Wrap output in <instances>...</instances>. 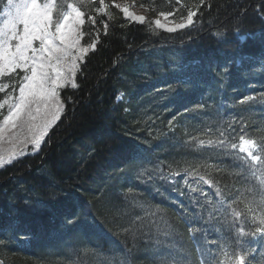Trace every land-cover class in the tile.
I'll return each mask as SVG.
<instances>
[{
	"label": "trees",
	"instance_id": "obj_1",
	"mask_svg": "<svg viewBox=\"0 0 264 264\" xmlns=\"http://www.w3.org/2000/svg\"><path fill=\"white\" fill-rule=\"evenodd\" d=\"M54 2L87 52L38 152L0 167L2 264H264V0H144L142 23Z\"/></svg>",
	"mask_w": 264,
	"mask_h": 264
},
{
	"label": "rangeland",
	"instance_id": "obj_2",
	"mask_svg": "<svg viewBox=\"0 0 264 264\" xmlns=\"http://www.w3.org/2000/svg\"><path fill=\"white\" fill-rule=\"evenodd\" d=\"M91 1H100L98 14L118 7L110 0ZM142 1L121 0L123 16L145 22L146 15L136 10ZM54 10L53 0H8L0 14V167L38 152L62 111L58 89L72 81L87 52L80 43L82 12L68 6L55 17ZM193 14L177 19L159 12L150 17L157 27L172 32L189 26ZM234 148L258 162L253 140L241 138Z\"/></svg>",
	"mask_w": 264,
	"mask_h": 264
},
{
	"label": "water",
	"instance_id": "obj_3",
	"mask_svg": "<svg viewBox=\"0 0 264 264\" xmlns=\"http://www.w3.org/2000/svg\"><path fill=\"white\" fill-rule=\"evenodd\" d=\"M0 264H1V261H0Z\"/></svg>",
	"mask_w": 264,
	"mask_h": 264
}]
</instances>
